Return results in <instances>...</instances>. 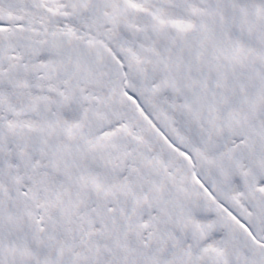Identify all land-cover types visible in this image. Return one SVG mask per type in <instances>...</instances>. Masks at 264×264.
<instances>
[{"label": "snow or ice", "instance_id": "obj_1", "mask_svg": "<svg viewBox=\"0 0 264 264\" xmlns=\"http://www.w3.org/2000/svg\"><path fill=\"white\" fill-rule=\"evenodd\" d=\"M0 264H264V0H0Z\"/></svg>", "mask_w": 264, "mask_h": 264}]
</instances>
